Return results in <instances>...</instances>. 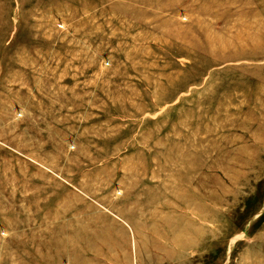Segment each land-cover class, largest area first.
Listing matches in <instances>:
<instances>
[{
  "label": "rangeland",
  "instance_id": "rangeland-1",
  "mask_svg": "<svg viewBox=\"0 0 264 264\" xmlns=\"http://www.w3.org/2000/svg\"><path fill=\"white\" fill-rule=\"evenodd\" d=\"M0 264H264V0H0Z\"/></svg>",
  "mask_w": 264,
  "mask_h": 264
},
{
  "label": "bare ground",
  "instance_id": "bare-ground-1",
  "mask_svg": "<svg viewBox=\"0 0 264 264\" xmlns=\"http://www.w3.org/2000/svg\"><path fill=\"white\" fill-rule=\"evenodd\" d=\"M3 7V6H2ZM202 44V43H201ZM213 46V45H212ZM213 48V47H212ZM179 51V50H178ZM216 63V62H215Z\"/></svg>",
  "mask_w": 264,
  "mask_h": 264
}]
</instances>
